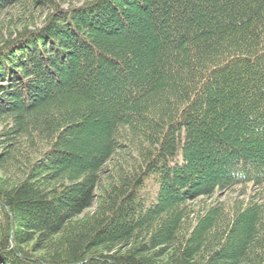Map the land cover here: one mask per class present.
Instances as JSON below:
<instances>
[{"label":"trees","instance_id":"trees-1","mask_svg":"<svg viewBox=\"0 0 264 264\" xmlns=\"http://www.w3.org/2000/svg\"><path fill=\"white\" fill-rule=\"evenodd\" d=\"M0 264H264V0H0Z\"/></svg>","mask_w":264,"mask_h":264},{"label":"rangeland","instance_id":"rangeland-1","mask_svg":"<svg viewBox=\"0 0 264 264\" xmlns=\"http://www.w3.org/2000/svg\"><path fill=\"white\" fill-rule=\"evenodd\" d=\"M234 195H235V194H234ZM234 195H233V196H234Z\"/></svg>","mask_w":264,"mask_h":264}]
</instances>
